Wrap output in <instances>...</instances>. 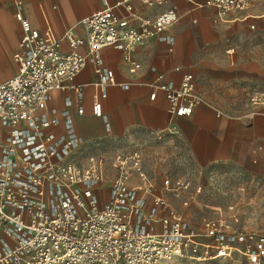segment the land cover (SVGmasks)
Segmentation results:
<instances>
[{
  "label": "built area",
  "instance_id": "built-area-1",
  "mask_svg": "<svg viewBox=\"0 0 264 264\" xmlns=\"http://www.w3.org/2000/svg\"><path fill=\"white\" fill-rule=\"evenodd\" d=\"M251 1L205 3L225 19ZM167 2L118 0L80 19L82 33L67 28L59 38L48 26L42 31L33 28L22 14L21 0H14L13 16L22 36L13 53L18 69L0 81V264H174L179 258L234 262L237 248L248 264H264V233L238 227L221 212L205 219L198 231L185 227L181 213L170 209L164 190L187 188L188 180L163 177L156 184L143 168L142 154L132 149L111 155L113 175L106 181L92 156L86 164L77 158L83 140L67 109L61 113L64 130L48 131L60 122L50 114L52 91L71 88L80 101L81 87L72 81L87 62L93 67L96 88L116 84L113 71L102 65L103 47L119 50L131 73L141 67L133 56L139 45L156 39L171 49L174 37L167 29L178 20L174 7L154 15L139 10ZM62 39L66 52L61 50ZM149 86L151 100L163 90L171 115L189 116L203 102L187 71L177 86L163 81L161 73ZM121 87L127 89L129 83ZM250 102H264V92L252 95ZM70 104L66 97L65 107ZM77 112H82L81 106ZM92 113L102 116L97 93Z\"/></svg>",
  "mask_w": 264,
  "mask_h": 264
},
{
  "label": "crops",
  "instance_id": "crops-1",
  "mask_svg": "<svg viewBox=\"0 0 264 264\" xmlns=\"http://www.w3.org/2000/svg\"><path fill=\"white\" fill-rule=\"evenodd\" d=\"M117 1L21 0L22 14L31 26L40 31L48 26L59 38L67 28L82 33V27L77 24L80 19ZM168 6L174 7L178 14V20L167 29L174 37L171 49L156 39L139 45L133 56L141 67L131 73L119 50L103 47L100 50L102 65L113 71L116 84L96 88L93 67L87 62L72 81L74 86L81 87L80 101L71 88L52 91L48 102L50 114H56L60 122L48 131L61 133L64 130L61 113L67 109L76 134L83 140L80 152L98 150L106 142L132 135L160 133L173 137L183 157L199 169L231 164L253 177H260L264 183V102H250L252 95L264 89L252 93L242 110L221 111L219 116L216 115L218 106L204 99L191 115L175 116L169 112L163 90L158 89L153 100L149 98V82L157 74L161 73L163 81H172L177 86L186 71L193 74L194 89L200 96L196 77L206 74L209 68H225L219 63L221 54L216 51L220 45L226 48L244 31L264 28V0H253L245 9L230 13L225 19H220L216 9L205 0H168L163 6L139 7V10L142 14L154 15ZM14 11V0H0V81L8 79L18 69L13 53L18 48L22 31L14 19ZM61 50L68 51L64 39ZM79 50L86 52L84 47ZM175 67L180 69L176 71ZM122 83H129V87L122 88ZM95 93L102 116L92 113ZM66 97L71 101L68 107L64 105ZM78 106L82 107L81 113L77 112ZM171 127L174 132L168 133ZM77 158L83 164L78 154ZM261 232L264 233V225Z\"/></svg>",
  "mask_w": 264,
  "mask_h": 264
},
{
  "label": "rangeland",
  "instance_id": "rangeland-1",
  "mask_svg": "<svg viewBox=\"0 0 264 264\" xmlns=\"http://www.w3.org/2000/svg\"><path fill=\"white\" fill-rule=\"evenodd\" d=\"M226 48L231 49V53H227ZM226 48L220 45L216 50L222 57L219 63L225 68H209L206 74L196 77V83L202 99L216 104L220 111L235 113L246 106L252 93L264 89V28L244 31ZM132 149L142 154L143 168L156 184L160 185L163 177L172 182H190L187 188L171 186L164 190L170 209L181 213L185 227L198 231L205 219L221 212L238 227L263 229L262 179L231 164L199 169L183 157L173 137L132 135L106 142L98 150H83L77 154L83 164L92 156L102 167L107 181L113 175L109 165L111 155L117 150L128 152ZM184 200L188 205L183 204ZM232 256L234 262L230 258L200 262L179 258L174 264H248L241 249H235Z\"/></svg>",
  "mask_w": 264,
  "mask_h": 264
}]
</instances>
